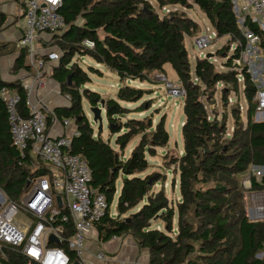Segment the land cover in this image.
I'll use <instances>...</instances> for the list:
<instances>
[{
  "label": "trees",
  "instance_id": "16d2710c",
  "mask_svg": "<svg viewBox=\"0 0 264 264\" xmlns=\"http://www.w3.org/2000/svg\"><path fill=\"white\" fill-rule=\"evenodd\" d=\"M233 1L154 0L160 11L170 8V12L160 15L150 0H62L58 13L65 27L50 34L46 44L60 53L51 78L70 102L68 108L44 112L47 130L55 119L73 120L78 135L71 138L70 152L84 158L91 174L90 186L105 197L108 205L105 216L95 224L100 241L130 236L138 249L147 250L149 264H264V259L257 258L264 251V221L247 218L243 186L248 178L252 191H264V173L259 180L248 174L251 166L264 170V122L253 120L257 87L246 66L233 64L246 45ZM194 7L204 14L216 39L227 38L213 54L222 59V69L211 59L197 57L194 66L190 61L184 40L199 34L198 24L187 14ZM6 20L0 12V30ZM247 27L260 38L258 48L264 62V32L249 21ZM85 40L92 42L93 48L84 46ZM15 51L18 57L12 70H30L26 48L0 42V57ZM76 56L90 57L115 72L124 83L116 98L126 105L139 102L145 94L140 88L126 85V81L154 83L151 76L165 75V65L175 72L185 90L183 151L179 156L166 154V163L172 172L179 173L177 199H169L163 187L154 190L164 179L161 174L139 176L148 169L146 155L154 157L158 148L168 144L165 117L161 116L156 124L149 117L123 123L121 117L132 111L141 113L151 103L143 102L132 110L106 99L110 132L118 134L124 129L116 139L119 150L139 136L137 145L124 157L102 140L84 114V98L92 106L102 98L85 88L90 77L73 62ZM89 69L100 74L97 69ZM2 87L20 96L18 110L28 117V96L20 81L0 78ZM241 96L244 112L240 109ZM229 116L233 125L228 132ZM31 153L28 150L21 155L13 147L0 99V190L15 203L20 202L33 179L50 175L48 167ZM120 177L118 191L116 182ZM175 183L173 180V188ZM116 194V216L112 217L109 208ZM59 224L67 240L74 233L73 225L71 221ZM56 246L67 253L70 264L79 263L66 242ZM4 251L0 264H38L17 249L7 247Z\"/></svg>",
  "mask_w": 264,
  "mask_h": 264
},
{
  "label": "built area",
  "instance_id": "2783aa9c",
  "mask_svg": "<svg viewBox=\"0 0 264 264\" xmlns=\"http://www.w3.org/2000/svg\"><path fill=\"white\" fill-rule=\"evenodd\" d=\"M61 2L62 0H21L25 7L22 10L21 37L17 46L27 49L29 64L36 71L47 66V61L56 62L60 58V53L56 52H47V59L44 55L37 58L36 45L41 34L50 35L64 29V20L58 13ZM160 12L166 14L170 12V8L164 7ZM234 12L246 45L240 58L234 59L233 64L237 67L246 66L251 81L257 87L254 121L264 122L259 119L260 115L264 117V62L258 48L260 38L247 27L249 21L264 32V0L236 2ZM213 38L216 39L214 30L211 35L196 36L194 44L202 51L208 48ZM83 44L87 48L94 46L87 40ZM205 57L206 55H202L201 58ZM214 60L213 63H216ZM37 75H40L39 72ZM158 77L172 98H184L185 90L178 81L170 82L165 75ZM39 84L45 85L40 80ZM0 99L6 110L13 147L21 155L31 151L50 172L49 176L33 179L28 191L18 203L9 200L0 190V256L4 258V250L10 247L19 250L22 255L38 264H70L67 253L49 242V236L54 235L58 244L66 242L79 259V263L84 264L86 239L95 224L105 216L108 205L105 197L90 186L91 174L84 158L80 154L70 152L71 138L77 136L78 131L74 127L67 133L49 137L46 116L39 104H31L28 101V117H23L18 110L20 96L16 92L2 87ZM240 109L243 110V107ZM62 125L69 128L73 125V120L65 119ZM263 173L262 167L251 166L248 174L259 180ZM243 186L246 189L244 201L247 218L251 221H264V191H252L248 178L244 180ZM57 197L61 199L60 206L57 205ZM111 216L115 217L116 214ZM67 221H71L74 233L66 240L62 236L63 229L59 223ZM258 255V259H264V252ZM97 259L105 260V253L98 252Z\"/></svg>",
  "mask_w": 264,
  "mask_h": 264
},
{
  "label": "rangeland",
  "instance_id": "374dc122",
  "mask_svg": "<svg viewBox=\"0 0 264 264\" xmlns=\"http://www.w3.org/2000/svg\"><path fill=\"white\" fill-rule=\"evenodd\" d=\"M153 7L155 8L156 12L161 15L160 10L157 8L154 0H150ZM188 17L194 20L199 26V36H206L211 35L213 29L209 25L208 21L206 20L204 14L197 8L194 7L193 10H189L187 12ZM227 41L226 37L215 39L208 46V48L203 49L202 51L198 50L194 44V38L185 37L184 44L185 48L188 51L190 61L192 65L195 64V58L202 57V55L207 54H215V52L220 49L222 46L225 45ZM45 52H56L59 53L58 50L45 47ZM231 54V52L229 53ZM212 61H216L215 66L220 69V65L223 62L221 58L213 56L210 58ZM73 62H76L83 70H85L90 77V82L85 85V88L89 89L92 92L98 93L105 99H113L117 101L116 94L119 88L124 86V83L121 82L116 75L115 72L110 70L104 65L96 64L90 57H79L76 56L73 58ZM89 67L97 69L100 74L92 72ZM165 77L170 82H177V76L175 72L172 70L170 65H165ZM159 74H154L151 76V79L154 83L145 82L140 84L138 81H131V83H127L126 85L132 88H140L145 91L143 98L137 102L126 105V103L117 101L120 106L126 107L129 109L134 110L137 108L141 103L149 101L151 103L150 108L147 109V105H145V110L141 113L136 111H132L129 114L121 117V122H127L130 119H143V118H152L153 124H156L157 121L161 118V116L165 117V129L169 134V141L168 144L163 148H158L156 156L150 157L146 155V159L148 161V169L140 174V177H144L146 175H153V174H161L164 178L160 180L157 185H155L154 190H159L161 187L164 188L165 194L169 199H177L179 197V188H178V180H179V173L172 172L171 168L167 167V159L166 154L168 156H179L183 151V139L181 133V126L185 119L183 113V99H175L172 98L166 90L165 84L160 80L158 77ZM217 104L219 105V93L215 95ZM241 99V106L244 108V99L243 96L240 97ZM233 100V99H232ZM229 102H231L229 100ZM89 102L84 98L82 100V107L85 116H87L88 121L92 122V115L89 112L90 109ZM244 112V110L242 111ZM243 114V113H242ZM115 118H118L117 116ZM255 116L253 117L254 120ZM256 119V118H255ZM259 119L264 120V117L261 115ZM93 124V123H92ZM233 125V120L231 116L228 117L227 120V130L230 131ZM93 129L95 132H98V127L93 124ZM124 132V129L121 133L112 134L109 130V123L106 114L102 113V131L99 132L102 140L108 142L110 146L116 150L120 151L119 147L116 144L117 137ZM139 141V136L133 138L125 147L123 151H120L124 157H128L130 151L137 145ZM32 157H36L35 154L31 153ZM173 180L176 181L175 188L172 187ZM122 184V178L120 177L117 182L116 186L119 191ZM117 194L114 198V201L110 205V212H116V203H117ZM258 206L261 204H257ZM134 212V211H132ZM155 225V224H154ZM153 225V226H154ZM157 226L160 228L162 227L161 223H158ZM264 252V251H263ZM262 253V252H261Z\"/></svg>",
  "mask_w": 264,
  "mask_h": 264
},
{
  "label": "crops",
  "instance_id": "0c3cea01",
  "mask_svg": "<svg viewBox=\"0 0 264 264\" xmlns=\"http://www.w3.org/2000/svg\"><path fill=\"white\" fill-rule=\"evenodd\" d=\"M236 2L241 3L242 0L233 1L234 4ZM22 10L21 0L19 2L15 0H0V12L7 17L4 27L0 30V42L11 43L18 48L17 42L21 37ZM50 38L51 35L49 34L40 35V40L36 45L37 58L45 56L47 53L44 52L46 51L45 47L49 48L46 44L50 42ZM51 48L58 50L53 46ZM17 57L18 51L0 57L1 80L6 82L20 81L26 92H28V101L31 104H39L45 113H52L56 108L69 107L68 98L61 94L58 84L51 78V72L57 66L58 61H47V66L39 68L37 71L40 75H37L38 72L31 66L30 70L21 69L14 72L12 67ZM39 80L44 82L45 85L40 86ZM127 83H131V81H126L125 84ZM102 99L106 100L105 97H102ZM90 125L93 127L92 122H90ZM74 127L72 125L66 128L61 121L55 119L48 128L47 134L52 138L57 137L71 131ZM100 251H103L106 256L103 261L97 259V253ZM83 262L84 264H149V259L147 250L138 249L130 236L112 237L107 241H100L99 235L94 228L85 242Z\"/></svg>",
  "mask_w": 264,
  "mask_h": 264
},
{
  "label": "water",
  "instance_id": "95a60500",
  "mask_svg": "<svg viewBox=\"0 0 264 264\" xmlns=\"http://www.w3.org/2000/svg\"><path fill=\"white\" fill-rule=\"evenodd\" d=\"M212 57H213V54H207L205 58L210 59ZM107 110H108V108L105 107V100L104 99L96 100V105L90 106L89 112L92 115V123L98 127V132L102 131V113L104 112L106 114ZM256 122H257V120H256ZM56 202H57V205L60 206L61 199L59 197H57ZM128 220H129V218H127V221ZM48 240L51 243H54L56 245L58 244V240L56 239V237L54 235H50ZM72 264H80V263L73 262Z\"/></svg>",
  "mask_w": 264,
  "mask_h": 264
}]
</instances>
